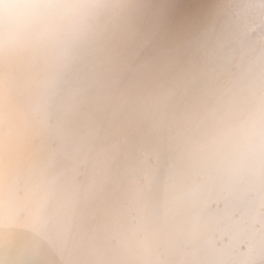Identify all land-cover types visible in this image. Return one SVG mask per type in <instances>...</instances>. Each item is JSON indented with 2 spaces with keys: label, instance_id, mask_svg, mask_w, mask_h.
Listing matches in <instances>:
<instances>
[{
  "label": "snow or ice",
  "instance_id": "obj_1",
  "mask_svg": "<svg viewBox=\"0 0 264 264\" xmlns=\"http://www.w3.org/2000/svg\"><path fill=\"white\" fill-rule=\"evenodd\" d=\"M0 264H264V0H0Z\"/></svg>",
  "mask_w": 264,
  "mask_h": 264
}]
</instances>
